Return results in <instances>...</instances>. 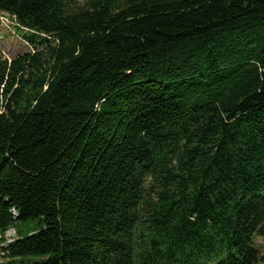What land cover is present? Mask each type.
Returning <instances> with one entry per match:
<instances>
[{
	"label": "trees",
	"instance_id": "16d2710c",
	"mask_svg": "<svg viewBox=\"0 0 264 264\" xmlns=\"http://www.w3.org/2000/svg\"><path fill=\"white\" fill-rule=\"evenodd\" d=\"M0 11L2 264H264V0Z\"/></svg>",
	"mask_w": 264,
	"mask_h": 264
},
{
	"label": "rangeland",
	"instance_id": "374dc122",
	"mask_svg": "<svg viewBox=\"0 0 264 264\" xmlns=\"http://www.w3.org/2000/svg\"><path fill=\"white\" fill-rule=\"evenodd\" d=\"M86 0H80L85 2ZM31 47L24 41L23 36L16 28L15 21L7 14L0 11V53L7 59L12 60L22 54L30 52ZM38 220L31 221L22 226L24 234H30L40 228ZM18 235L14 230L7 235L8 241L16 239ZM257 242L261 245L264 252V237L259 238ZM0 264H2L0 259Z\"/></svg>",
	"mask_w": 264,
	"mask_h": 264
}]
</instances>
